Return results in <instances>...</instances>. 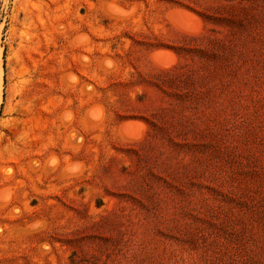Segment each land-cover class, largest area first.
<instances>
[{
	"label": "rangeland",
	"instance_id": "obj_1",
	"mask_svg": "<svg viewBox=\"0 0 264 264\" xmlns=\"http://www.w3.org/2000/svg\"><path fill=\"white\" fill-rule=\"evenodd\" d=\"M0 72V264H264V0H0Z\"/></svg>",
	"mask_w": 264,
	"mask_h": 264
},
{
	"label": "bare ground",
	"instance_id": "obj_2",
	"mask_svg": "<svg viewBox=\"0 0 264 264\" xmlns=\"http://www.w3.org/2000/svg\"><path fill=\"white\" fill-rule=\"evenodd\" d=\"M0 83H1V72H0ZM37 124H38V122H35V125L33 124V127L36 126Z\"/></svg>",
	"mask_w": 264,
	"mask_h": 264
}]
</instances>
